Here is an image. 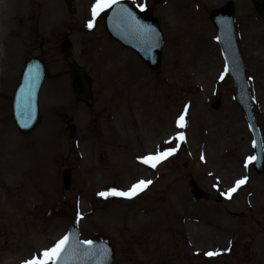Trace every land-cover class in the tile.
<instances>
[{"label":"rangeland","instance_id":"rangeland-1","mask_svg":"<svg viewBox=\"0 0 264 264\" xmlns=\"http://www.w3.org/2000/svg\"><path fill=\"white\" fill-rule=\"evenodd\" d=\"M127 1L152 7L159 22L158 73L107 37L103 12L94 23L95 0H75L73 15L62 0H0V264L30 260L61 239L71 221L82 239L112 246V264H264V173L245 165L252 138L230 78L220 79L224 64L208 19L233 2L264 146V15L251 0ZM63 39L90 82L88 106L70 92ZM27 55L41 57L50 72L39 98L40 127L24 137L12 124L10 100ZM67 121L76 127L74 142L62 134ZM179 132L183 141L175 139ZM168 146L177 151L155 168L139 159ZM244 177L226 199L222 193ZM189 179L207 200H192ZM140 180L152 183L130 199L97 195Z\"/></svg>","mask_w":264,"mask_h":264},{"label":"water","instance_id":"water-1","mask_svg":"<svg viewBox=\"0 0 264 264\" xmlns=\"http://www.w3.org/2000/svg\"><path fill=\"white\" fill-rule=\"evenodd\" d=\"M156 1V0H155ZM256 11L259 14L264 13V0H252ZM70 12H73L72 0H65ZM125 9L127 11H125ZM132 13L129 16L128 13ZM134 17V19H133ZM105 28L108 35L122 44L124 47L133 50L142 62L152 71H156L161 65L160 48L162 37L158 30L156 21L148 13H139L130 9L125 3H117L110 7L104 16ZM210 20L213 22L217 38L220 44L222 54L228 65L229 74L233 78L236 86L235 101L239 104L245 119L249 125L256 142L255 156L258 158L253 161L254 169L257 173L263 171V151L260 142L259 132L255 126L252 115L251 100L248 92L247 82L244 78V68L238 53L237 42L233 27V6L228 3L224 8L214 11ZM63 51H69L67 43L62 45ZM70 81L71 89L77 99L88 101L90 97L88 84L75 64H70ZM38 72L35 80V86L29 93L28 85L34 73ZM47 67L37 58L28 57L22 67L19 84L12 97V119L16 129L23 135H29L38 125L39 112L37 98L39 89L43 83ZM30 112V118H29ZM74 128L69 126L65 135L72 139L74 137ZM65 188H68L70 180L68 171L63 173ZM192 187V196L194 199L205 198L206 195L196 186L193 180L189 181ZM68 235L70 237L68 244L65 246L67 251L63 253L65 264H111L113 252L105 242L94 241L93 257L87 256V246L76 244L79 240V234L75 223H72ZM107 248V259H102L101 252Z\"/></svg>","mask_w":264,"mask_h":264},{"label":"snow or ice","instance_id":"snow-or-ice-1","mask_svg":"<svg viewBox=\"0 0 264 264\" xmlns=\"http://www.w3.org/2000/svg\"><path fill=\"white\" fill-rule=\"evenodd\" d=\"M117 3H119V0H95V3L92 5V8H91L93 20H95V18L100 13H102L105 9L110 8L112 5L117 4ZM138 7H140V9L143 11L145 8V5L140 4V5H138ZM125 11H127V10L125 9ZM128 14H129V16H132V13L129 12ZM133 19H134V17H133ZM93 20L88 21L87 27H89V28L93 27ZM228 70H229L228 65L226 64L225 65V72H227ZM37 77H38V72L34 73V75L31 78V82L28 85L29 93L31 92V89L35 86V80ZM223 78H224V73H221L220 79H223ZM249 79H251V77H249ZM187 108H188V106L185 105V112L187 111ZM30 115L31 114L29 112V118H30ZM177 125L180 128H183L185 126V115H184V113H182L178 117ZM175 139L183 141L184 140V133L183 132L177 133V136L175 137ZM253 145L256 146L255 141H253ZM176 151H177L176 147L168 146L164 150H158L154 155H151V154L146 155V156L140 157L139 159L145 165H150L151 167L155 168L159 161L165 159L168 156H171ZM201 159H204L203 155L201 156ZM257 159L258 158L256 156H249L246 158L245 165L247 166V164L249 162L255 161ZM246 180H247V177H244L240 180H237L235 182L234 187L230 188L227 193H222V194L230 198L231 194L233 192H235L236 189L240 185L245 183ZM151 183H152L151 180H140V181L134 183L126 191H121V190H118L116 188H110L107 191L99 192L97 195H99L101 197L117 196V197H125V198L130 199V198L136 196L139 192L143 191ZM76 217H77V219L81 218V214L79 211H77ZM69 239H70L69 235H64L61 239L57 240L53 246L42 250L41 252H39L36 255H33L30 260L23 261V264H65V257L63 255V253H65L67 251L65 246L68 244ZM94 243L95 242L93 240L76 241V244H83V245L87 246L85 254L89 257H93V253H94L93 245H94ZM217 254L218 253L212 252V251L205 253V255L210 256V257L217 255ZM107 256H108V250H107V248H105L101 252V257H102V259H107ZM97 264H100V261H97Z\"/></svg>","mask_w":264,"mask_h":264},{"label":"bare ground","instance_id":"bare-ground-1","mask_svg":"<svg viewBox=\"0 0 264 264\" xmlns=\"http://www.w3.org/2000/svg\"><path fill=\"white\" fill-rule=\"evenodd\" d=\"M27 176H28V173L26 172ZM31 176L33 177V174H31Z\"/></svg>","mask_w":264,"mask_h":264}]
</instances>
